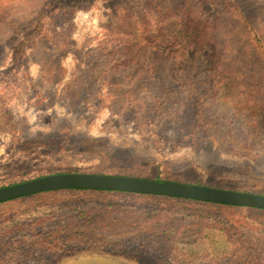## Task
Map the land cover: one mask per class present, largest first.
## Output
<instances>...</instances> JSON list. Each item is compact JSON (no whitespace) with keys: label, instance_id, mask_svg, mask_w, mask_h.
Returning <instances> with one entry per match:
<instances>
[{"label":"rangeland","instance_id":"obj_1","mask_svg":"<svg viewBox=\"0 0 264 264\" xmlns=\"http://www.w3.org/2000/svg\"><path fill=\"white\" fill-rule=\"evenodd\" d=\"M51 1L0 0V176L14 173L6 182L19 171L32 179L105 174L264 195V0H94L45 17L29 41ZM91 137L107 141L109 158L81 149ZM186 208L131 195L44 194L0 206V229L44 234L85 211L130 227L113 239L100 230L99 243L141 252L128 256L133 264L184 263L177 247L192 242L203 259L196 264L255 261L243 253L264 264V252L251 248L264 242V213L203 206L207 237L183 240L173 219L187 220ZM141 212L152 217L137 220ZM236 233L257 242L235 247ZM43 254L51 256L38 248L11 264L53 261Z\"/></svg>","mask_w":264,"mask_h":264},{"label":"trees","instance_id":"obj_2","mask_svg":"<svg viewBox=\"0 0 264 264\" xmlns=\"http://www.w3.org/2000/svg\"><path fill=\"white\" fill-rule=\"evenodd\" d=\"M94 0H52L47 5L43 6V8L38 12V16L36 18V25L30 29L26 39L32 40V38L37 37L41 34V28L43 25V21L45 17L54 15L55 12L58 11H76L80 10L81 8L91 4ZM204 0H201V2ZM235 7V5H233ZM144 23V22H143ZM141 23V24H143ZM140 24V25H141ZM120 29L124 28L123 25L119 26ZM174 49L171 50L172 57H175L176 53ZM22 48H18L17 50V58L20 57ZM189 65V61L185 60ZM168 91L164 92V96H166ZM164 100V99H162ZM160 106V103L157 104ZM156 107V106H155ZM250 142V141H249ZM84 145H88V148H84ZM82 150H85L89 153H97L96 155H104L105 158L110 157V150L107 147V141L105 139L100 138H87L82 140L80 143ZM246 147H241L240 150H244ZM76 149V148H75ZM11 176L13 174H9ZM18 180L12 182H6L10 180L11 176H0V188L6 186H12L20 183H24L27 181H31L34 179L42 178L48 175H41L34 179L27 177V171H19L16 173ZM9 177V179H8ZM155 181L161 182L164 180L156 178ZM5 182V183H4ZM82 193V194H92V193H108V194H120V195H131L137 196L140 198H144L145 200H161L162 201H175L180 204L188 205L186 211L189 212L188 214L186 211L187 220L180 219L178 215H175L176 219H173V222L176 224V231L179 239L187 240V238L194 237V235H201L207 237L206 235V227L205 221L201 219L200 215H203L202 209L203 206H210V207H225L228 209H250V208H240V207H232V206H221V205H214L208 203H202L192 200H183L179 198H168V197H161V196H148V195H138V194H129V193H120V192H99V191H89V190H68V191H52V192H45L37 195H33L30 197H25L21 199H17L14 201L0 203V206H12L19 201H28L29 199H35L41 197L44 194H57V193ZM167 207V205H164ZM163 207L161 208V210ZM253 211H260L264 213L263 210L258 209H250ZM107 213L104 211L103 214ZM49 215V214H47ZM134 215V214H132ZM166 216L169 213H165ZM131 216V215H129ZM137 217V216H136ZM135 217V218H136ZM143 217H152V215H148L147 213L141 212L139 213L137 220L142 219ZM69 224L66 226L56 228L50 230L44 234L38 233H28L26 230L29 225H16L12 226L10 224L6 229H0V264H11L14 261L25 260L29 261L33 256L36 249H40L42 252H51V256H47L43 254V256L53 261L49 262V264H133L129 261L128 256H141L143 257L141 252L136 251H123L120 252L113 251L110 249L102 248V245L99 243L101 240V235L99 231H108L107 237H111V234H117L118 232H128L130 227H119L117 226V222L112 219L109 220L108 218L98 217L94 218L91 217L85 211H74L70 215H68ZM133 223V221L131 222ZM127 228V229H126ZM15 231L18 233L20 240H18V236L12 234L11 232ZM38 234V235H37ZM41 236V238L39 237ZM40 238V239H39ZM233 245L238 247V243L241 242L239 240L249 239L251 242H257L255 239L251 238L248 234H241L238 235L237 233L233 237ZM262 239L264 240V234L262 235ZM122 240V239H121ZM120 240V241H121ZM191 240V239H190ZM194 243V242H192ZM185 244L181 248L177 247L178 253L185 252L183 257V262L181 264H196L199 263L203 259H197L196 254H199V249L196 244ZM259 243L257 247L253 248L255 252H264V242H257ZM34 251H31V249ZM36 248V249H35ZM251 249V251H252ZM192 253L191 255H189ZM196 253V254H195ZM245 257L248 258H255V261L250 262L248 264H257L258 262H262L263 260L259 257V254L256 253H243ZM42 256V257H43ZM155 264V263H154Z\"/></svg>","mask_w":264,"mask_h":264},{"label":"water","instance_id":"obj_3","mask_svg":"<svg viewBox=\"0 0 264 264\" xmlns=\"http://www.w3.org/2000/svg\"><path fill=\"white\" fill-rule=\"evenodd\" d=\"M68 190L120 192L179 198L202 203L258 209L264 211V195L211 188L175 181L157 182L119 175L53 174L24 183L0 188V203L33 195Z\"/></svg>","mask_w":264,"mask_h":264}]
</instances>
